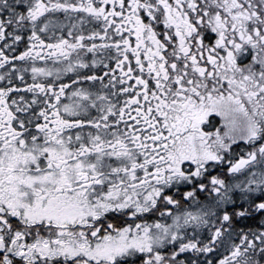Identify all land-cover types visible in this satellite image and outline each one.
<instances>
[{"label":"snow or ice","instance_id":"1","mask_svg":"<svg viewBox=\"0 0 264 264\" xmlns=\"http://www.w3.org/2000/svg\"><path fill=\"white\" fill-rule=\"evenodd\" d=\"M0 264H264V0H0Z\"/></svg>","mask_w":264,"mask_h":264}]
</instances>
